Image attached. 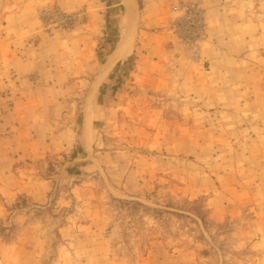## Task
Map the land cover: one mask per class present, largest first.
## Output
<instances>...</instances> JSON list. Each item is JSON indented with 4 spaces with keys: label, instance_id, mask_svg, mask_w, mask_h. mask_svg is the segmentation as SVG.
<instances>
[{
    "label": "rangeland",
    "instance_id": "374dc122",
    "mask_svg": "<svg viewBox=\"0 0 264 264\" xmlns=\"http://www.w3.org/2000/svg\"><path fill=\"white\" fill-rule=\"evenodd\" d=\"M0 264H264V0H0Z\"/></svg>",
    "mask_w": 264,
    "mask_h": 264
},
{
    "label": "bare ground",
    "instance_id": "6f19581e",
    "mask_svg": "<svg viewBox=\"0 0 264 264\" xmlns=\"http://www.w3.org/2000/svg\"><path fill=\"white\" fill-rule=\"evenodd\" d=\"M134 28L131 17L129 16L126 27L123 30V36L121 37L118 51L109 60V66L116 60L123 58L129 54L134 42Z\"/></svg>",
    "mask_w": 264,
    "mask_h": 264
},
{
    "label": "built area",
    "instance_id": "2783aa9c",
    "mask_svg": "<svg viewBox=\"0 0 264 264\" xmlns=\"http://www.w3.org/2000/svg\"><path fill=\"white\" fill-rule=\"evenodd\" d=\"M182 3V2H181Z\"/></svg>",
    "mask_w": 264,
    "mask_h": 264
}]
</instances>
